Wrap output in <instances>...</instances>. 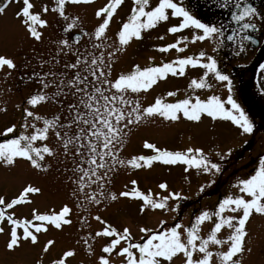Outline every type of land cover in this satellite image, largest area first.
<instances>
[{
    "label": "snow or ice",
    "instance_id": "obj_1",
    "mask_svg": "<svg viewBox=\"0 0 264 264\" xmlns=\"http://www.w3.org/2000/svg\"><path fill=\"white\" fill-rule=\"evenodd\" d=\"M125 2L107 0L94 11L96 24L86 30L79 16L69 14L68 7L93 5L95 0H52L51 6L42 3L39 11L35 10L33 0H0V15H6L13 3H22L14 16L35 41H43V29L50 26L45 18L49 12L58 16L64 33L54 41L55 52H50L48 59L38 55L41 71L33 70L28 78L34 79L39 87L26 98L28 106L22 108V122L0 131L3 137L0 164L12 167L22 159L33 169L47 172L52 167L48 160L62 155L64 159L60 163L71 162V167L66 166L64 172L70 173L66 179L73 186L71 196L75 200L74 206L64 203L58 210L43 212L33 208L30 217H21L15 211L17 206L33 204L32 198L43 193L42 187L27 183L14 198L0 195V235L6 237L5 248L14 253L25 245L39 244L41 234L63 231L73 225L74 207L88 214L78 217L81 228L90 227L91 206H107L108 202L122 197L140 201L141 214L157 210L174 213L175 223L161 219L156 228L139 226L142 235L136 239L130 227L121 230L99 214L92 216L103 227L87 232L81 240L89 256H96L95 243L100 239L106 241L101 245L96 264H176L177 260L180 264H244L245 253L253 252L248 246L247 225L254 214L264 216V157L259 159L252 174L232 185L235 191L225 193L214 208L193 212L188 224L181 218V201L188 197L169 190L166 181L159 183L158 188L167 194L142 190L136 179L130 181V190L125 185L126 190L119 193L112 191L111 185L121 168H151L154 162L182 165L186 173L195 170L198 174H207L209 180L200 186V193L216 183L214 177L224 171L221 162L232 154V149L227 153L216 151L214 155L219 161H215L211 151L199 146L170 150L145 140L143 147L152 154L125 157L123 153L133 128L157 117L169 122L181 119L200 122L207 115L213 120L230 121L241 134L253 133L254 123L234 98L233 79L221 69L218 54L228 47L226 42L235 46L236 55L245 52L249 43H260L250 32L256 31L258 24L264 29V12L250 0H210L219 9H230L227 22H220L202 19L190 0H156L155 4L152 0H132L129 14L117 19ZM170 19L178 23L170 25L157 39L164 40L168 34L185 31L190 35H180L174 42L156 46V50L185 53L190 44L209 41L214 45L211 54L200 49L159 64H135L131 70L114 76L119 54L133 40H142L145 33ZM113 24L117 29L109 35ZM149 60L154 61L155 57ZM54 65H60L61 69L54 70ZM45 66H49L47 71H43ZM17 67L12 57L0 55V71L7 69L6 76ZM197 68L202 74L190 78L182 98L180 90L175 89L157 95L151 103L141 100L142 92L147 93L169 76L184 77L190 69ZM260 68L264 69V64ZM212 80L224 85L228 92L226 98L216 94L201 98L197 94V90L213 89ZM52 101L61 108L59 113L49 118L34 111L40 104ZM53 138L55 145L49 143ZM206 223L210 225L207 232L204 231ZM55 244L54 239H47L42 253H49ZM76 255L77 250L69 247L51 259L50 264H71V258ZM35 264H45V261L40 258Z\"/></svg>",
    "mask_w": 264,
    "mask_h": 264
},
{
    "label": "rangeland",
    "instance_id": "obj_2",
    "mask_svg": "<svg viewBox=\"0 0 264 264\" xmlns=\"http://www.w3.org/2000/svg\"><path fill=\"white\" fill-rule=\"evenodd\" d=\"M106 2L107 0H96L93 5L69 6L68 12L69 14L79 16L83 25L91 29L97 22L94 11ZM155 2L156 0H152L153 4ZM73 7L74 9H72ZM131 7L132 0H126L124 5L119 9L117 19L126 17ZM9 10H13V7ZM5 16L8 21L7 29L10 31L5 28L6 22L4 17L0 16V55L15 57L17 59L15 61L19 64L17 67L18 72L16 69L15 73L10 76L5 75L8 71L7 69L0 71V94L4 95V83L8 81L9 85L7 83L6 85L8 87L9 99L11 100L15 94L19 93V87L29 82L30 79L28 77L33 70L41 71L38 65V55L42 54L45 59H48L49 56L45 55V51L55 52L56 45L54 41L64 34L61 28L60 34L58 28L56 37L52 35L45 37L46 35H44L42 42L35 41L27 32L19 34L25 28L16 18L17 23L14 32L17 31V34L14 33L13 29L9 28L14 16ZM177 23L178 20L170 19L168 23H162L154 30L145 33L142 40H133L126 51L119 54L118 62L114 66L113 75L115 76L121 71L127 72L135 64H140L141 66H146L150 63L159 64L162 61L174 59L177 55L197 53L200 49H204L211 54V49L214 45L209 41L190 44L185 53H177L176 50H172L170 53H161L156 50V46L174 42L180 35H190L188 31H185L183 33L168 34L164 40L157 39L158 36L166 33L170 25ZM116 29L117 25L113 24L109 35H113ZM19 45L22 47L20 48ZM220 53L218 54L219 59H221ZM24 57L31 58L32 66L22 59ZM150 57H155V60L150 61ZM67 59H73V57H68ZM25 64L28 67H25ZM48 67L45 66L43 71H47ZM52 67L56 71L61 69L60 65ZM201 74L202 70L197 68L190 69L184 77L169 76L166 81L159 82L157 86H154L147 93L142 92L140 98L145 104L151 103L157 95H163L167 91L175 89L180 90L179 96L182 98L190 78L199 77ZM211 82L213 83V89L197 90V94L201 98H206L211 94L226 98L228 92L224 85L214 80ZM168 99L172 100L173 98ZM14 103H10L12 106L9 104L3 105L2 109H6L8 112L6 116L5 114L0 115V131L7 127L6 125L9 124L10 126L14 122L16 117V113L13 111ZM45 108L44 106L43 109ZM7 116L10 117L9 120L5 119ZM0 139H3V137H0ZM145 140L156 143L158 147H166L170 150H182L189 146H199L204 148L205 151H211L215 161H219V158L214 155L216 151L227 153L228 149H232V154L227 156L225 161L221 162L224 169L223 173L214 177L216 183L207 188L203 193L199 192V188L209 180L208 175L198 174L195 170H190L186 173L182 165L168 166L160 162H154L151 168H121L115 174L111 190L117 193L126 190L125 185H128L127 190H130L132 187L130 181L132 179H136L140 188L145 191L151 189L154 193L167 194L164 190L158 188L159 183L166 181L169 184V190L182 192L183 195L188 197L187 200L181 201L183 205L181 218L185 224L190 222L193 212L201 208L212 209L225 193L230 190L235 191L232 185L239 178L252 174L259 163L260 158H257L258 155L264 153V130L255 134H241V131L230 121L213 120L207 115L202 116L200 122H190L185 119H181L178 122H169L159 117L154 121H146L133 128L123 155L130 157L134 154H152L151 150L143 147ZM49 143L55 145V139L53 138ZM245 144L247 145L244 147ZM63 159L62 155L58 159L50 158L48 163L52 167L47 172L33 169L29 162L22 159L18 160L17 164L12 167L0 164V195H4L7 199L14 198L27 183H33L42 187L43 193L32 198L34 200L33 204L17 206L15 211L21 217H30L33 208H38L43 212L53 208L58 210L64 203L74 206L75 200L71 196L73 186L66 179L70 173L64 172L66 166L71 167V162L68 161L66 164L60 163V160ZM139 205L140 201L138 200L121 197L117 201L108 202L107 206L103 204L91 206V216H89L90 227L85 226L84 228H81V225L78 223V217L88 214L82 213L74 207L73 225L65 227L63 231L52 230L47 234H41L39 244L35 246L25 245L14 253H9L6 250V237L0 235V264H35L36 260L40 258L44 259L45 264H50L51 259L58 257L69 247L77 250V255L71 258V264H96V257L100 255L101 245L106 241L100 239L95 243L96 256H89L81 240V237L86 235L87 232L99 230L103 227V225L91 218L96 214L101 215L121 230L123 227H130L136 239H139L142 235L138 230L139 226L147 225L156 228L158 221L161 219L167 220L169 224L175 223L172 219L175 215L174 213L157 210L141 214L139 213ZM209 227L210 225L206 223L204 231L207 232ZM247 228L249 231L248 246L253 249V252L251 254L245 253L243 257L244 264H264V216L254 214L250 218ZM47 239H54L56 244L49 253L44 254L42 253V246ZM78 240L80 241L79 244L77 243ZM176 264H180V261L177 260Z\"/></svg>",
    "mask_w": 264,
    "mask_h": 264
},
{
    "label": "flooded vegetation",
    "instance_id": "obj_3",
    "mask_svg": "<svg viewBox=\"0 0 264 264\" xmlns=\"http://www.w3.org/2000/svg\"><path fill=\"white\" fill-rule=\"evenodd\" d=\"M36 4V11L40 10L42 3H47L52 5V0H33ZM96 2V0H95ZM193 8L198 12L199 16L205 20H212V21H220V22H227L228 16L230 13L229 10H222L210 3V0H190ZM251 3L254 4L261 12H264V0H250ZM49 4V5H50ZM13 7V10H9ZM21 4L13 3L8 9L7 14L9 16H14L15 11H17ZM74 9V7L72 8ZM4 17L5 20V28H8V21L5 18V15H0ZM50 21V26L43 29L45 37L48 35H52L56 37L59 28L60 31V20L58 16L54 13L49 12L46 14V17ZM17 20L15 16L12 18L10 27L11 29H15ZM91 23V20H90ZM4 28V29H5ZM86 30H88V26L85 25ZM10 31L9 29H7ZM27 32L26 30H22L19 34H23ZM17 34V31L14 32ZM61 34V31H60ZM64 34V33H63ZM251 35L257 40L260 41L258 44H248L247 50L240 55H236V48L235 46L231 45L229 42L228 47L224 48L220 52V67L222 70L225 71L226 74H230L231 78L233 79V94L234 98L238 100V102L245 108L248 114L252 116H256L261 123L264 121V91L261 89L264 88V69L260 68V64H264V29H262L258 24V29L254 32H250ZM21 36V35H19ZM86 39V38H85ZM21 48L22 46L19 45ZM18 47V48H19ZM26 48V47H25ZM24 48V49H25ZM15 49V47H14ZM50 51L46 50L45 55L49 56ZM15 56V55H14ZM13 58V57H12ZM14 60H17L15 57ZM26 61L27 64L32 66V62L30 61L31 58L24 57L22 58ZM16 62V61H15ZM17 65L18 62H16ZM18 72V69H17ZM15 73V70L12 71V74ZM9 85L8 81L6 82ZM5 85V93L4 95L0 94V109H2L3 105H11V102L14 103L13 111L16 113V117L13 123L19 125L22 122V108L27 107L26 98L33 94L39 87L37 83L32 80H29L28 83L19 87V93L15 94L13 99H9V92L8 87ZM17 105H21L20 108H17ZM12 106V105H11ZM46 107L43 109V107ZM38 108V109H36ZM34 111L41 115H45L47 117H51L55 113H59L61 108L57 105L55 101L46 102L40 104L36 107ZM7 111H0V115L5 114ZM10 119V117H5V119ZM4 125V124H3ZM5 126V125H4ZM6 126H9L6 125ZM264 153L259 157H263Z\"/></svg>",
    "mask_w": 264,
    "mask_h": 264
},
{
    "label": "trees",
    "instance_id": "obj_4",
    "mask_svg": "<svg viewBox=\"0 0 264 264\" xmlns=\"http://www.w3.org/2000/svg\"><path fill=\"white\" fill-rule=\"evenodd\" d=\"M254 120H255V122H254V131H253V134L258 133L259 131L264 130V125L258 123L257 119H254ZM246 145H247V144H245L244 147H245ZM244 147H243V148H244Z\"/></svg>",
    "mask_w": 264,
    "mask_h": 264
}]
</instances>
